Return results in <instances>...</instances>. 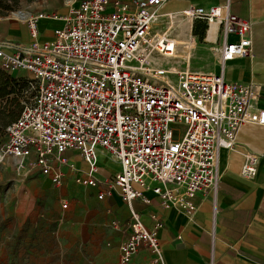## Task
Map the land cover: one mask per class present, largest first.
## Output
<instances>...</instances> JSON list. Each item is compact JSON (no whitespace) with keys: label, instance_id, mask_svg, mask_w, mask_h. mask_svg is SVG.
Returning a JSON list of instances; mask_svg holds the SVG:
<instances>
[{"label":"built area","instance_id":"built-area-1","mask_svg":"<svg viewBox=\"0 0 264 264\" xmlns=\"http://www.w3.org/2000/svg\"><path fill=\"white\" fill-rule=\"evenodd\" d=\"M169 0H81L70 7L53 39L40 42L37 21L26 18L32 42L16 45L0 37V70L28 73L32 99L6 129L0 158L9 156L28 174L37 171L62 186L68 167L75 183L101 188L98 198L117 192L129 206L150 204V191L164 209L191 216L199 196L218 201L222 151L234 148L240 128L264 125L257 104L260 87L225 78L227 63L252 53L253 23L231 12L230 2L191 5L185 18L217 25L219 73L154 62L171 55L174 42L156 27L160 7ZM23 14V13H22ZM24 17V14L22 15ZM77 152L87 164L81 171L64 157ZM103 154L119 171L101 179ZM260 158L246 154L241 175L254 180ZM81 172V174H79ZM63 208L68 201L62 199ZM149 229L131 211L130 235L120 247L119 264H130L140 250L146 264H166L159 238L158 214ZM212 237L215 238L213 226ZM214 249L209 264H215Z\"/></svg>","mask_w":264,"mask_h":264},{"label":"crops","instance_id":"crops-1","mask_svg":"<svg viewBox=\"0 0 264 264\" xmlns=\"http://www.w3.org/2000/svg\"><path fill=\"white\" fill-rule=\"evenodd\" d=\"M79 1L81 0H63V3L75 5ZM121 1L130 3L132 0ZM228 1L233 14L253 23V44L250 55L227 63L225 78L231 82L258 85L260 99L257 106L264 109V0H169L160 7L159 12L161 15H169L166 25L169 23L170 29L177 33L169 37L177 42L187 33L175 31L180 20L185 19L182 16L185 9L191 5L201 7L223 5ZM17 13L18 15L14 13V17L0 18V37L16 45H29L32 38L26 18L37 13L29 11ZM20 13L24 14L23 18L19 17ZM67 14L62 17L47 15L40 17L37 21L40 32L38 40L46 42L53 39L55 30L64 25ZM192 28L191 22L190 35L197 45ZM166 31L167 28L164 32ZM164 32L159 35L162 36ZM212 49L215 50V47ZM184 59L177 58L171 62H175L176 65L185 62L190 68L191 63ZM220 71L221 67L217 64L212 73ZM17 74L19 73L11 75L15 77ZM246 154H254L260 158L258 176L254 180L241 175ZM63 156L79 170H87V164L77 152L68 151ZM99 164L98 177L101 179L119 171V168L111 164L103 154L100 155ZM64 171L66 177L63 185L70 189L73 187L75 190L74 195L73 193L69 195V199L72 200L74 197L75 203L83 205L86 213L89 211L93 213V242L89 244V248L93 249L95 246L97 250L93 264H119L120 247L130 235L128 222L132 210L141 215L149 229L155 224L151 215L158 214L161 217L163 228L159 231V238L166 264H209L213 249L215 264H264V125H243L238 132L234 148L222 151L221 182L216 212L213 201L202 196L194 201L197 210L193 216L176 207L164 209L150 191L146 192V195L152 198L150 204L135 200L129 206L117 192L100 200L98 194L101 188L75 187L74 179L78 173L72 172L68 167H65ZM45 182L52 185L49 178L45 177ZM213 226L215 238L211 234ZM149 258L148 251L140 250L130 264H146Z\"/></svg>","mask_w":264,"mask_h":264},{"label":"rangeland","instance_id":"rangeland-1","mask_svg":"<svg viewBox=\"0 0 264 264\" xmlns=\"http://www.w3.org/2000/svg\"><path fill=\"white\" fill-rule=\"evenodd\" d=\"M72 6L63 0H0V18L14 17V13L25 11L62 17ZM168 16L162 15L156 33L166 30ZM195 24L202 27L204 22L195 20L193 27ZM194 37L198 44L194 46L192 58L186 60L191 63L190 69L215 71L219 63L217 52L212 48L219 49V46L208 43L206 33L203 39ZM187 51L180 53H189ZM179 66L188 65L183 62ZM11 77L19 79L20 83L29 82L27 73ZM23 95L22 103L28 104L33 96L28 85ZM7 99H0L2 106L8 105ZM6 140V131L0 122V146ZM0 186L6 188L0 195V264L94 263L97 250L95 246L89 248L93 242V213H86L83 205L75 203L74 197L69 199V195H74L73 187L50 185L37 171L28 174V168L19 169L17 161L9 156L0 158ZM62 199L68 201L66 209L60 202Z\"/></svg>","mask_w":264,"mask_h":264},{"label":"trees","instance_id":"trees-1","mask_svg":"<svg viewBox=\"0 0 264 264\" xmlns=\"http://www.w3.org/2000/svg\"><path fill=\"white\" fill-rule=\"evenodd\" d=\"M33 1V0H31ZM10 9V8H9ZM207 30V25L204 22V25L200 27L199 24H195L193 27V35L203 39ZM12 75L0 70V99H7L5 106H2L0 102V122L1 126L5 128L16 121L21 112L23 111L25 105L22 103L23 93L25 88L28 85L26 83H20L19 79L12 78ZM6 191L0 186V195ZM1 244V242H0Z\"/></svg>","mask_w":264,"mask_h":264},{"label":"bare ground","instance_id":"bare-ground-1","mask_svg":"<svg viewBox=\"0 0 264 264\" xmlns=\"http://www.w3.org/2000/svg\"><path fill=\"white\" fill-rule=\"evenodd\" d=\"M16 15H18V13ZM19 17L23 18L22 13L19 14ZM55 19L58 20V18H55ZM191 22L193 23L192 19H190V18H185V19L180 20L179 25H177V28H176L177 30H175V31L181 30V31H186L187 33L184 35V37L182 39H178L177 42L171 38L172 41L174 42V52L171 55H157V57L154 58V61L156 63L162 64L163 61H165L166 63L174 64L171 61H175L177 58H185L186 60H189L190 58H192L193 49H194L196 42H195V39L190 35ZM169 25L170 24L168 23L167 32L162 33V36H161L162 38H167V37L169 38V36H171V35L172 36L177 35V33L172 31L173 29H170L171 27H169ZM172 27H173V25H172ZM216 33H217V25L212 24L210 26V29H208V32L206 35V41L208 43L216 45ZM177 47H178V49H177ZM185 49H188L189 51H187V52H189V53L181 55V53L184 52ZM215 51L217 52V55H218L219 49L215 48Z\"/></svg>","mask_w":264,"mask_h":264}]
</instances>
